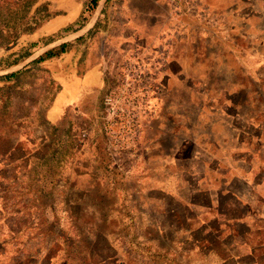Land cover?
Masks as SVG:
<instances>
[{"label": "rangeland", "instance_id": "rangeland-1", "mask_svg": "<svg viewBox=\"0 0 264 264\" xmlns=\"http://www.w3.org/2000/svg\"><path fill=\"white\" fill-rule=\"evenodd\" d=\"M90 1L0 0L1 35L23 32L0 47V264H168L149 248L187 228L174 203L207 213L205 190L254 180L235 154L264 162V0H163L176 22L143 44L124 0ZM98 60L101 85L49 121Z\"/></svg>", "mask_w": 264, "mask_h": 264}, {"label": "trees", "instance_id": "trees-1", "mask_svg": "<svg viewBox=\"0 0 264 264\" xmlns=\"http://www.w3.org/2000/svg\"><path fill=\"white\" fill-rule=\"evenodd\" d=\"M90 2L91 7L95 8L98 0H91ZM6 30L7 36H2L0 30V47H8L23 33L22 31L17 32L16 28L12 27H8ZM30 54V52H27L23 58H27ZM51 54L52 52H47V55L50 56ZM17 62L16 60L8 64V66H12ZM12 75L15 74L11 73L9 76ZM192 187L190 190L188 189L189 192L198 189L195 186ZM235 188L233 190H221L220 187H217L215 191L219 190L220 192H217L219 197L217 194V203L214 209H212L213 206L210 200L201 206L214 217L208 221L202 217L206 212L199 214L191 213L193 211L191 204L194 203L189 199L187 202H178L180 203L178 205L174 203L175 206L181 207L184 212L179 211L180 213L178 214V211L172 207L169 210L170 213L175 218L185 214L184 219L187 222V228L182 230L178 227L177 234L171 235V240L165 231L158 233L157 236L159 237H157V240L151 239L150 243L155 246V249L152 246L149 248L150 255L154 257L153 259L168 264H184L185 261L189 263L191 260L198 261L200 264H264V226L253 230L251 225H246V222L243 220L245 216L243 215L246 214L250 205L247 202L243 204V200L237 194L238 191H234L236 190ZM223 192L226 195H223ZM204 195L207 196L206 194ZM223 197L227 199L226 202H222ZM38 198L41 201L43 196H39ZM257 207H251L254 208V214L258 213ZM218 216L229 218L230 223L222 227L223 230L225 229L224 232H221L219 229ZM49 232L52 231L49 229ZM47 238L48 236L46 240H48ZM165 240L168 243L161 244ZM50 243L51 245L48 246L49 250L52 247L55 248L51 241ZM61 249L63 250V256L67 257L70 255L69 251H72V245L67 240L62 241ZM51 258L50 252H47L43 257L42 255L35 256L34 258L27 256L22 262L26 263V261L30 262L31 260L32 263L33 260H36L37 264H49ZM84 258L88 259L89 257L85 256Z\"/></svg>", "mask_w": 264, "mask_h": 264}, {"label": "crops", "instance_id": "crops-1", "mask_svg": "<svg viewBox=\"0 0 264 264\" xmlns=\"http://www.w3.org/2000/svg\"><path fill=\"white\" fill-rule=\"evenodd\" d=\"M124 20L122 23V28L124 32L127 31V34L124 33L127 37H131L132 34H135L137 37H139L140 42L143 44V40H146L148 38H154L157 36V34L162 31L166 24H174L176 20H172L170 18V14L168 9L164 6L163 0H124ZM109 24V23H108ZM90 26H94L95 24H89ZM83 25H81L82 28ZM123 34L124 37H126ZM126 37V38H127ZM124 39V38H123ZM140 43V44H141ZM86 70L83 71V73L78 76L75 74L74 76L78 77L79 79L76 80V77L72 76L69 79L70 85L75 86L74 90L72 92H65L64 98L60 101L57 107H54L56 97L60 92L64 90V88L54 97L47 113V119L51 122H55L58 119H62L63 115H65V111L67 108L71 105H74V103H79L80 101H86V92L90 89L93 90L96 87H99L101 83L103 82V66H101L100 61L93 62L92 65L86 66ZM94 77L92 80L90 77ZM69 91V89L67 90ZM65 97H67L65 99ZM226 109L229 107H234L237 109L236 104H227V106H224ZM236 119L232 118L233 125L238 127V118L237 113ZM235 120V122H234ZM236 127V140L238 136V128ZM242 132V130L240 129ZM238 144V142H237ZM262 151V150H260ZM259 154V153H258ZM236 155V158L234 159L235 164L236 161L239 159L241 165L244 166L241 171H244L247 173V171L252 172V175L254 176V180L248 181L244 174L243 176L238 175L237 173H232L231 177L233 180H236L237 182H240L241 188L237 189L235 187H232L231 184L228 185L224 181L222 182V186H219L220 189L225 190H233L235 188L238 191L239 197L243 200V204L246 202L250 205L248 211L246 212L245 217H243L244 222H246L247 226L252 227L253 230L260 229L264 226V162H260L258 160V164L256 167L253 168V154L246 153L243 150H240ZM245 156V157H244ZM261 156V154H260ZM213 158H211L212 160ZM243 159H245V162H243ZM213 161H219L218 159H213ZM257 163V162H256ZM232 169H240L237 166L233 168L231 166L226 170L232 171ZM260 174L259 176H257ZM225 179V177H222ZM202 179V178H201ZM200 180V179H199ZM207 181V180H206ZM220 182V181H219ZM209 191H204L203 193L206 195H209L211 205L213 206L212 209L216 206L217 203V197L216 195L220 192L213 190V192L210 193ZM218 192V193H217ZM223 195L224 194L223 192ZM219 197V194H218ZM258 198V201H254V199ZM257 207V214H254V208L251 207ZM208 213V214H207ZM202 216L206 221L211 220L212 215L207 212ZM218 226L221 232H224L222 227L224 225L229 224V218L220 217L217 218ZM236 221V220H235ZM241 221V220H239ZM238 222V221H236ZM242 245V243H240ZM245 263V262H244Z\"/></svg>", "mask_w": 264, "mask_h": 264}]
</instances>
